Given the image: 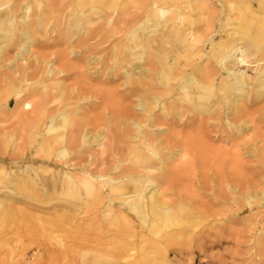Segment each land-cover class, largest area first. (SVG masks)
I'll return each mask as SVG.
<instances>
[{
  "label": "rangeland",
  "instance_id": "1",
  "mask_svg": "<svg viewBox=\"0 0 264 264\" xmlns=\"http://www.w3.org/2000/svg\"><path fill=\"white\" fill-rule=\"evenodd\" d=\"M87 1L0 0V19L20 21L25 16L32 22L34 38L21 59L14 42L1 44L0 49V264H264V93L252 88L264 66V0ZM92 7L98 8L97 14L91 12ZM78 10L95 20L87 27L99 31L86 46L76 49L80 53L70 56L74 41H66L67 20ZM154 13L163 17L156 18ZM149 19L165 23L151 28L145 24ZM137 32L146 44L152 35L158 55L171 59L181 87L201 85L208 75L218 89L224 78L217 63L219 41L248 47L254 54L249 66L239 67L250 83L235 104L215 101V95L212 113H186L183 93L165 92L163 101L174 105L170 112L177 108L180 113L163 119L183 134L195 133L200 125L207 153L205 164L195 157L192 171L188 166L182 170L173 191L185 195L186 202L174 207L183 205L185 212L175 214L156 236L129 198L140 174L129 172L136 156L131 155L132 147H137L139 139L127 137L117 150H107L101 140L95 141L108 122L142 137L126 121L119 124L112 119L123 108L129 109L132 118L140 117L136 99L150 92L135 84V78L126 77L132 69L129 60L134 58L127 48L134 44ZM48 62L56 71L55 79L62 81L61 96L53 88L43 90L35 82L37 77H25L19 69L28 66L32 73L38 63L40 68H49ZM71 63L81 67L84 77L77 76L72 67L67 71L70 77L61 78L59 69ZM142 79L146 82L149 77ZM45 91L54 101L43 108ZM222 94L219 91L218 97ZM63 106H77L76 118L86 117L87 141L52 144L50 139L43 140L42 119L52 108ZM156 108L151 109L153 116L162 112ZM59 147L66 150L61 158L56 153ZM174 157L161 172L187 159L183 152ZM202 165L207 167L203 169L207 176ZM165 186L151 192L158 188L166 201L174 199L172 189Z\"/></svg>",
  "mask_w": 264,
  "mask_h": 264
},
{
  "label": "bare ground",
  "instance_id": "2",
  "mask_svg": "<svg viewBox=\"0 0 264 264\" xmlns=\"http://www.w3.org/2000/svg\"><path fill=\"white\" fill-rule=\"evenodd\" d=\"M259 2L260 1L258 0V3ZM91 12L97 14L98 8L92 7ZM251 15H253V13ZM154 16L156 18H162L163 14L154 13ZM150 20L151 19H149V21L147 20L148 22H145V24L148 23V26L150 25L151 28L152 27L154 28V26L156 25L158 26L163 25L165 23L161 19H156L153 21H150ZM94 22H95L94 19L92 18L90 19V15L85 14V12L81 10L76 11V14L72 16L71 19L67 20V24L69 28L67 29V32H66V37H67L66 41L69 44L74 41V44L71 46L68 55L75 56V54L80 53V51L76 49H80L89 40L93 39L94 36L98 33L99 31L98 27H92V26L87 27V25H92ZM31 23L32 22H30L25 16H23L20 19V21L13 20L12 18H9V17L5 19L1 18L0 19V49L2 48L1 44H4L6 46L8 43L14 42L19 48V51L17 52V57L20 59L23 58V54L24 56L26 54L23 52L28 51L29 47L34 43L33 30H32ZM38 23H40V21ZM73 38L75 39L73 40ZM152 39H153L152 35H149L147 38L148 42L146 44L145 41H143L142 34H140V32H137V34L135 33V35H133V39H132V42L134 43L132 44L133 46L131 45V47L127 48V50L133 54L134 58L129 60V61H133V63L129 64L132 69L129 73H127L126 77L128 78V80L135 78L134 79L135 84L137 83L140 86H146V89H147L146 92H148V90L150 91L145 97L139 96L136 99L137 101L136 108L141 113L140 117L132 118L131 117L132 115H130L129 113V109L127 110V108L125 109L123 108V110L119 112L121 114L120 116H116L112 118L114 121H117L119 124H121L123 120L126 121L127 124L131 125L132 129H134L135 132L140 133L142 137L139 138L137 135H132L133 134L132 130L122 131L120 130V128L117 129L116 128L117 125L113 127L108 122V124L102 123L103 125L107 124L103 128L104 134L98 133L95 138V141L101 140L102 141L101 146L103 148H106L107 150L109 148L110 149L112 148V150L113 149L117 150V149L122 148L125 138L135 137L139 139L138 140L139 144L137 145V147L136 145L132 147L133 152L131 151V155H133L134 153L136 154V156L134 157L131 156L133 158L131 160L133 167L131 168V170H129V172L131 174L132 173L134 174L135 172H138L140 174H138V178L133 184L134 185L133 191L131 190L132 196L130 195L129 198H130L131 204L136 205L140 209V215L143 221L145 222L146 227L150 228L155 233V236H156L158 235L157 232L160 230V228L163 229L164 226L168 227L172 223V219L175 214L179 215L180 213L182 214L185 212L183 205H181L180 207H174L175 203L185 204L186 202L184 201L185 195H183L184 197H182L180 193H178L179 190H177L176 193H174L173 191V188L174 189L178 188V186L176 185H178L177 183H179L182 179L181 178L182 170L187 169V168H184L186 166H188L189 167L188 169L191 170L193 167V163L194 165L196 164L195 157L199 160H203L205 164L206 162L205 154L207 153L206 148L203 145L202 138L204 134L202 132V127L200 125L197 127L196 130H194L195 133L183 134L181 131H177V130L175 131L174 129H172V128H175V127H171L172 125H175L173 122L171 124H167L166 119H163L166 115H168L169 117H172V116L175 117L177 114L180 113L179 109L177 108L175 109L174 112H170V110L173 109L174 105L172 107L168 106V104L166 105V103L163 101L164 99H162L164 94H166L169 90L173 92L181 91V93H183L184 95V99L188 102V106L185 108V112L186 113L192 112L194 114H199V115L204 114V113H207V114L212 113L213 112L212 107L215 105L216 100H220L222 103L223 101H225L228 103L233 102L235 104L238 101L235 98L248 91V87L246 86V84L250 80V77L244 71L240 70L239 67L249 66V64L251 63L249 61V58L250 56L254 54H251L247 51L248 47L244 48L242 45H239L237 43L225 45L223 41H219L217 43L219 46L217 63L220 67V70L224 74V78H222L221 82L218 84L219 85L218 89L216 88V85L212 83V79L211 77L209 78L208 75L204 76V81L201 85L199 84V82H196L193 85L189 83L181 87L179 83L175 81V68L172 65L171 59L158 55L159 50L154 47L155 44H153ZM66 56L67 55L63 54L64 59ZM67 59H68V56H67ZM124 62L126 63L125 60L123 61V63ZM39 63L37 64L38 66L37 71L32 72V73H28L27 71L28 66H24V68H19V69L20 70L22 69L23 71L22 74L25 77L26 76L27 77H37L35 82L40 84L43 90L50 87V88H53L54 90L61 92L60 94L61 96L63 92V89L61 88L62 81L61 79H55L54 76L56 74V71L52 68V62L47 63L49 64V68L47 67L45 68L44 66H41L40 68ZM144 63L146 64L147 68L143 67L145 65ZM71 64L73 65V63ZM8 65H10V63H8ZM72 65H70V67H68L69 65L64 66L59 69L58 74L61 73L62 79L70 77V74L67 73V71L68 69L70 71L72 67L74 71L77 70L75 72L77 76L84 77L83 76L84 74L81 71V67H78L75 64L73 66ZM18 73H19L18 71L14 73L15 77L17 76L16 74ZM145 76L149 77V79H147L148 81L146 82L144 79H142V77H145ZM92 77L95 79L96 76L95 77L92 76ZM105 78L106 77H104V79ZM81 80H83L84 83L86 82L84 81V78L83 79L81 78ZM47 81H51L52 83L48 84L46 83ZM86 83H89V82H86ZM252 88H255V89L258 88L259 93H264V66L261 67L260 74L256 78V82H254V84L252 85ZM194 89H197V92H198V89H200V91L196 93ZM219 91H222L223 94L218 97ZM45 94L47 95V91H45ZM45 94L41 98L44 103L43 108H46L48 103H50L52 100L51 98L48 97V95L46 96ZM231 94H233L234 96L230 97ZM215 95L217 97L215 98V101H214ZM175 100H179V98H176ZM53 101L54 100H52V102ZM155 107H157L156 109L162 112L158 115L153 116L154 113L151 112V109ZM77 108H78L77 106L73 108H67L63 106L61 109L60 108H56V109L52 108V110L48 109L51 112L42 119L44 129L41 135L43 137V140L47 141V139H50L52 144L54 142L55 144H59V143L63 144L66 142L69 143L73 139H79V138L83 141H87L89 135L88 133H86L85 130H86V123L88 122L87 120L84 119L86 117H84L83 119L81 117L80 119L76 118V116L79 114V112L77 111L78 110ZM40 111H43V109H41ZM97 120L98 118L93 119L94 122H96ZM84 121L86 123H84ZM35 125L37 126L36 123ZM160 125H166L165 126L166 128L159 129L158 127ZM152 127H156V128L153 129ZM188 127H189V124H188ZM148 128H151V129H149L148 131ZM143 130H146V132H144ZM163 130H165L166 133L163 135L164 136L163 138L162 137L159 138L160 136H162L160 135V132H163ZM32 131H31V134H32ZM151 135H154V137ZM162 143H164V147L160 146ZM165 149H167L168 151H164ZM180 152H183L184 156H186L187 159H184L183 160L184 162L180 163L179 165L173 164L167 170H164L163 172H161L166 166V164L170 160H173L175 158L174 154L180 153ZM56 153H57V157L61 158L64 155H66V150L63 147H59ZM161 164L162 166L158 167ZM202 167H203L202 171H204L203 172L204 176H207L205 172L206 170H203V169H206L207 167L204 168L205 166L203 165ZM191 182L192 181L188 183H191ZM161 185H166L168 186V189H172V192L174 193L172 196H174L175 198L174 199L172 198L171 200L166 201V199H164V195L161 194L158 188L154 189L151 192L153 188L157 186H161ZM147 189L149 190L147 191ZM147 192H151L149 196H147ZM187 192H189V190L188 191L186 190V194ZM191 199H193V197ZM109 201L112 203V205H117L116 202L111 201V200ZM118 206L120 207L121 211L125 210L124 205L118 204ZM201 214L203 213L201 212ZM150 220L151 221L154 220L153 224H151V222L149 224ZM176 222H179V221H176ZM176 222L175 224H177ZM163 232H164V229H163ZM121 257H124V256H121ZM131 257L132 256H130L129 259H131ZM120 259L122 260L123 258H120ZM149 263H152V262H149Z\"/></svg>",
  "mask_w": 264,
  "mask_h": 264
}]
</instances>
